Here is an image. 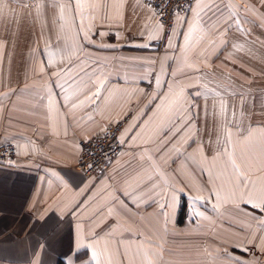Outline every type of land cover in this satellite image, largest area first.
<instances>
[{
    "label": "crops",
    "instance_id": "obj_1",
    "mask_svg": "<svg viewBox=\"0 0 264 264\" xmlns=\"http://www.w3.org/2000/svg\"><path fill=\"white\" fill-rule=\"evenodd\" d=\"M119 121L84 177L79 141ZM7 142L0 264H264L232 166L264 192V4L190 0L163 40L143 0H0Z\"/></svg>",
    "mask_w": 264,
    "mask_h": 264
},
{
    "label": "built area",
    "instance_id": "obj_2",
    "mask_svg": "<svg viewBox=\"0 0 264 264\" xmlns=\"http://www.w3.org/2000/svg\"><path fill=\"white\" fill-rule=\"evenodd\" d=\"M154 12L162 31V39L166 40L173 30L176 16L185 13L190 0H143ZM125 122L119 121L108 127L100 136L79 141L80 153L77 169L86 178L94 177L106 164L118 156L123 145L120 134ZM17 155L12 143H0V163H10Z\"/></svg>",
    "mask_w": 264,
    "mask_h": 264
},
{
    "label": "snow or ice",
    "instance_id": "obj_3",
    "mask_svg": "<svg viewBox=\"0 0 264 264\" xmlns=\"http://www.w3.org/2000/svg\"><path fill=\"white\" fill-rule=\"evenodd\" d=\"M261 4H264V0H261ZM203 11V10H202ZM187 38V37H186ZM146 46V45H145ZM156 83L159 84L160 81H159V78L157 77L156 79ZM95 95H99V89L97 90V92L95 93ZM174 109L172 111V115L173 116H182L183 115V103L180 99L179 96H177V99L176 101L174 102ZM169 108L172 109L173 106L172 105H169ZM169 119L171 120L172 118L169 117ZM172 123L173 125L175 124V121L172 120ZM177 131H179V129H177ZM233 168L235 169L236 173H237V186H239V184H244L245 185V190L247 192V195H248V200L245 201V202H248V203H251V206L252 207H260L262 210H264V192H261V193H257L255 191V182L254 181H251V180H248L244 177H242L239 173H240V170L239 168H236L235 166V163L233 162ZM243 194V193H242ZM254 198L255 199H259L260 203L259 205H257L255 202H254ZM242 250H246V249H242Z\"/></svg>",
    "mask_w": 264,
    "mask_h": 264
},
{
    "label": "trees",
    "instance_id": "obj_4",
    "mask_svg": "<svg viewBox=\"0 0 264 264\" xmlns=\"http://www.w3.org/2000/svg\"><path fill=\"white\" fill-rule=\"evenodd\" d=\"M0 164L2 165L4 163H0ZM6 164H8V163H6ZM183 211H184V204L182 202V207L180 208V214H179V218H178L179 222L182 220ZM60 264H62V263H60Z\"/></svg>",
    "mask_w": 264,
    "mask_h": 264
},
{
    "label": "rangeland",
    "instance_id": "obj_5",
    "mask_svg": "<svg viewBox=\"0 0 264 264\" xmlns=\"http://www.w3.org/2000/svg\"><path fill=\"white\" fill-rule=\"evenodd\" d=\"M204 182H205V179H204Z\"/></svg>",
    "mask_w": 264,
    "mask_h": 264
}]
</instances>
